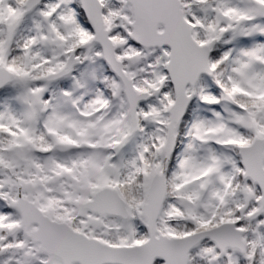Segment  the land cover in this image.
I'll use <instances>...</instances> for the list:
<instances>
[{"label": "snow or ice", "instance_id": "obj_1", "mask_svg": "<svg viewBox=\"0 0 264 264\" xmlns=\"http://www.w3.org/2000/svg\"><path fill=\"white\" fill-rule=\"evenodd\" d=\"M0 264H264V0H0Z\"/></svg>", "mask_w": 264, "mask_h": 264}]
</instances>
